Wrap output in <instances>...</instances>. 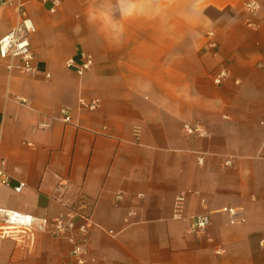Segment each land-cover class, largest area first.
<instances>
[{
  "label": "crops",
  "instance_id": "obj_1",
  "mask_svg": "<svg viewBox=\"0 0 264 264\" xmlns=\"http://www.w3.org/2000/svg\"><path fill=\"white\" fill-rule=\"evenodd\" d=\"M248 1L0 5V38L20 11L35 27L34 72L0 65V156L10 176L0 207L52 219L86 198L84 264H264V0L254 12ZM84 56L92 65L80 75ZM220 68L228 78L216 85ZM185 123L207 136L186 135ZM229 207L244 220L231 222ZM200 214L209 225L190 232ZM70 250L49 232L20 235L2 240L0 264H75Z\"/></svg>",
  "mask_w": 264,
  "mask_h": 264
},
{
  "label": "built area",
  "instance_id": "obj_2",
  "mask_svg": "<svg viewBox=\"0 0 264 264\" xmlns=\"http://www.w3.org/2000/svg\"><path fill=\"white\" fill-rule=\"evenodd\" d=\"M13 0H0V5L12 4ZM59 4V0H51L50 11L54 12ZM21 6V5H20ZM19 6V7H20ZM256 1H248L244 5V9L248 12H254L258 9ZM35 31L32 20L20 11L18 21L15 26L0 38V65H3L7 72L14 70L22 73H33V50L30 43V35ZM212 34L209 33V36ZM211 47H215L216 42L211 39L209 42ZM68 66H74L72 60L67 62ZM92 65L91 56H84L83 61L75 66L78 74H83ZM228 78V71L225 68H220L211 77L212 82L216 85L222 84ZM79 105L82 108L93 110L98 105V100L93 99L85 101L79 100ZM62 119L64 122H70V115L67 108L61 110ZM264 126V120L260 121ZM182 130L186 135L194 137L207 136L206 130L198 123H185ZM198 163L203 161L202 156H198ZM230 160H226L225 164H229ZM0 184L10 185V176L5 170V161L0 156ZM25 187L24 182H19L13 186V190L20 192ZM119 198V196H117ZM185 202L184 194L180 193L174 198V216L180 217L183 205ZM231 219V222H241L244 220L243 211L241 208H226L225 209ZM133 212H129L127 216H131ZM92 211L90 204L86 198L82 197L75 205L67 208V210L52 219L38 217L31 214H24L0 207V244L5 238L19 237L25 235L32 236L36 232H49L55 238H62L71 245L70 256L75 264H84L86 254V236L88 228L92 224ZM209 225V216L200 214L194 216L189 222V231L200 233L206 230Z\"/></svg>",
  "mask_w": 264,
  "mask_h": 264
}]
</instances>
